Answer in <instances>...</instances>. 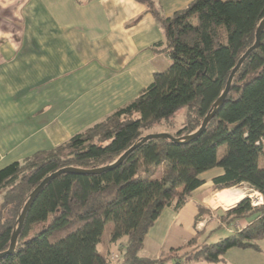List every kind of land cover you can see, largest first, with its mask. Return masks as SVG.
<instances>
[{"label": "trees", "instance_id": "obj_1", "mask_svg": "<svg viewBox=\"0 0 264 264\" xmlns=\"http://www.w3.org/2000/svg\"><path fill=\"white\" fill-rule=\"evenodd\" d=\"M140 1L163 27L168 68L102 120L0 169V252L8 249L24 204L46 176L64 167L112 164L163 121L178 140L149 139L112 169L64 172L51 179L28 208L13 252L0 257V264L216 262L232 247L257 248L264 235V27L203 131L191 140L179 139L198 130L238 60L255 43L264 0H192L169 17H162L151 0ZM180 111L178 126L174 117ZM214 168L221 172L211 178L212 190L247 183L262 195V205L252 206L246 197L221 215L225 223L251 217L249 225L212 243L193 238L158 257L141 255L161 210H179L204 183L201 174ZM202 212L198 206V215ZM107 223L108 241L123 243L115 263L97 249ZM186 245L191 249L182 250Z\"/></svg>", "mask_w": 264, "mask_h": 264}, {"label": "crops", "instance_id": "obj_2", "mask_svg": "<svg viewBox=\"0 0 264 264\" xmlns=\"http://www.w3.org/2000/svg\"><path fill=\"white\" fill-rule=\"evenodd\" d=\"M151 1L169 17L192 0ZM165 42L162 25L140 0H0V169L60 145L134 100L168 68ZM220 172L202 173L204 183L179 210H161L145 235L144 256L193 238L203 243L217 228L228 236L249 225L251 217L221 222L217 194L239 190H212ZM255 243L232 247L216 262L185 264H264V235Z\"/></svg>", "mask_w": 264, "mask_h": 264}, {"label": "water", "instance_id": "obj_3", "mask_svg": "<svg viewBox=\"0 0 264 264\" xmlns=\"http://www.w3.org/2000/svg\"><path fill=\"white\" fill-rule=\"evenodd\" d=\"M264 27V18L260 21L257 29H256V40L255 43L246 50V52L242 55V57L238 60L236 66L233 68V70L231 71L227 81H226V86L223 90V92L221 93V95L217 98V100L213 103V107L212 110L210 112H208L206 114V116L203 118L200 127L198 128V130L192 134H188V135H184L179 139L188 141L193 139L194 137L198 136L204 129V127L206 126L207 122L214 116V114L216 113L218 107L223 103L226 94L229 90L230 87V83L232 80V77L235 73V71L238 69L239 65L242 63V61L246 58V56L249 54V52L256 48L259 44V37H260V32ZM153 138H169L171 140H178V138H174L173 136H171L168 133L165 132H159V133H149L146 134L145 136H143L137 143L133 144L129 149H127L114 163L106 165V166H101L98 168H92V169H82V168H76V167H64L61 168L59 170H57L56 172H53L52 174L46 176L45 178H43V180L34 188V190L30 193L29 198L27 199L26 203L24 204L22 211L18 217V225L16 230L13 232L11 240H10V245L8 247L7 250L0 252V257L6 255V254H10L13 252L15 244H16V239L17 236L20 232V229L22 227L26 212L28 210V208L30 207L31 203L33 202V200L35 199V197L37 196V194L40 192V190L43 188V186L48 183L51 179H53L54 177L58 176L61 173L64 172H72V173H80V174H95V173H99L102 172L104 170H108V169H112L116 166H118L119 164L122 163V161L126 158V156L136 147H138L140 144L144 143L145 141L149 140V139H153Z\"/></svg>", "mask_w": 264, "mask_h": 264}, {"label": "rangeland", "instance_id": "obj_4", "mask_svg": "<svg viewBox=\"0 0 264 264\" xmlns=\"http://www.w3.org/2000/svg\"><path fill=\"white\" fill-rule=\"evenodd\" d=\"M182 115H183V113L180 111V112L176 113V116L174 117V120H175V122H176V124L178 126L182 123ZM174 130L175 129H172V128L168 127L166 125V123L163 121L162 123H160V124L156 125L155 127L151 128L150 130L145 131V135L148 134V133H155V132H165V133L168 132V133H172V132H174ZM160 172H161V169L160 170L158 169L157 173L159 174ZM208 175H207V177H208ZM154 177H156V175H153L152 176V178H154ZM234 187H236V189H238L242 193V195H243L240 200H242L243 198H246L247 197V198H249L250 204L252 206L262 205V203H263V197H262V195L258 191H255L252 188H250V186L248 184H240V185L234 186ZM259 195L262 198V202L259 203V204H257V205H253V203L255 201H257V197ZM238 202H236L235 204H233L232 206H230V208L234 207ZM206 206H208V205H206ZM230 208H228V209H230ZM218 212L219 213L220 212H223L224 213L225 211H224L223 208L220 207V209H219ZM110 230H111V224L110 223H107L106 226H105V228H104V230H103V233L101 235L100 241L97 244V249L101 253H107L109 255V257L111 258V261L113 263H115V262H118L119 261L120 254H121L120 250L122 249V244L123 243H122V241L109 242L108 241V238H109ZM227 234L228 233L225 231V229H223V228H217V229H214L209 234L207 233L204 237H201V240L206 239V240H204L206 243H212L214 241H217L221 237H225ZM190 249H191L190 246H187L186 245L184 247V249H182V250L188 251ZM140 254L141 255H145V252H142L141 251Z\"/></svg>", "mask_w": 264, "mask_h": 264}, {"label": "bare ground", "instance_id": "obj_5", "mask_svg": "<svg viewBox=\"0 0 264 264\" xmlns=\"http://www.w3.org/2000/svg\"><path fill=\"white\" fill-rule=\"evenodd\" d=\"M229 192L231 191L227 190L218 193L215 205H219L222 206L223 208H226L242 198V194L239 191H234L231 194Z\"/></svg>", "mask_w": 264, "mask_h": 264}, {"label": "built area", "instance_id": "obj_6", "mask_svg": "<svg viewBox=\"0 0 264 264\" xmlns=\"http://www.w3.org/2000/svg\"><path fill=\"white\" fill-rule=\"evenodd\" d=\"M262 202V198H261V196L259 195L258 197H257V201H255L254 203H253V205H257V204H259V203H261Z\"/></svg>", "mask_w": 264, "mask_h": 264}]
</instances>
